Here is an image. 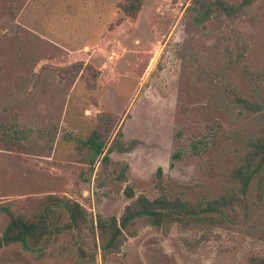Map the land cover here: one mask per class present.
Returning a JSON list of instances; mask_svg holds the SVG:
<instances>
[{
	"label": "rangeland",
	"instance_id": "1",
	"mask_svg": "<svg viewBox=\"0 0 264 264\" xmlns=\"http://www.w3.org/2000/svg\"><path fill=\"white\" fill-rule=\"evenodd\" d=\"M128 1L0 0V230L2 206L48 195L77 201L89 225L80 240L4 246L0 264H80L78 247L84 264H262L264 169L246 192L237 170L264 137V0L200 24L192 0H133L134 15ZM92 131L106 141L94 166L78 142ZM126 188L223 214L139 219L102 255L97 219L119 220Z\"/></svg>",
	"mask_w": 264,
	"mask_h": 264
},
{
	"label": "trees",
	"instance_id": "2",
	"mask_svg": "<svg viewBox=\"0 0 264 264\" xmlns=\"http://www.w3.org/2000/svg\"><path fill=\"white\" fill-rule=\"evenodd\" d=\"M251 1L241 0L234 4L227 0H192L191 7L195 12L194 21L200 24L212 16L233 18L240 14ZM120 8L128 12L129 15H134L137 10L133 5V0L125 2ZM234 101L246 109L253 108L249 100L238 95H235ZM78 142L90 152V162L94 166L97 158L105 150L106 141L100 139L97 131H92L86 139ZM108 151L109 149L106 152ZM94 156H96L95 160ZM104 157L106 158V153ZM263 169L264 137L255 140L251 150L244 157V162L237 170L241 182L240 191L246 192L250 179ZM157 172L160 173V168L157 169ZM125 192L131 201L124 207L119 220H116L115 217L109 219L98 217L97 219L94 232L102 255L118 251L126 236H133L136 233L132 228L139 219H142L146 224L159 227L174 218L184 219L192 216L198 218L200 213L206 212L209 213L206 215L207 218L211 220V216H214V220H217L218 217L211 213L223 214L221 208L216 205L217 202L205 203L196 208L179 199L170 201L163 194L150 199L144 195L135 196L130 188H126ZM35 200L34 206L27 212L15 211L7 206L1 207L6 216V222L0 230V249L12 243H20L26 248L40 247L59 235L70 233H74L75 238L80 240L82 232L89 230L88 213L77 201L54 195H48L42 200ZM226 200L228 204H232L231 198L228 197ZM91 226L93 227V225ZM78 253H80V264H84L86 254L84 249L78 247Z\"/></svg>",
	"mask_w": 264,
	"mask_h": 264
}]
</instances>
